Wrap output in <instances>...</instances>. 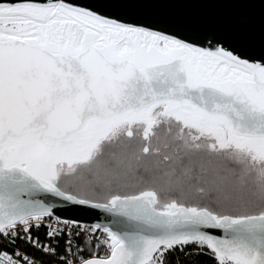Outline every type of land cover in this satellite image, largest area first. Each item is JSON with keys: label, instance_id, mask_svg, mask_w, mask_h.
I'll return each mask as SVG.
<instances>
[{"label": "snow or ice", "instance_id": "snow-or-ice-1", "mask_svg": "<svg viewBox=\"0 0 264 264\" xmlns=\"http://www.w3.org/2000/svg\"><path fill=\"white\" fill-rule=\"evenodd\" d=\"M174 2L0 0V264H264V39Z\"/></svg>", "mask_w": 264, "mask_h": 264}, {"label": "water", "instance_id": "water-1", "mask_svg": "<svg viewBox=\"0 0 264 264\" xmlns=\"http://www.w3.org/2000/svg\"><path fill=\"white\" fill-rule=\"evenodd\" d=\"M162 11L189 20L242 32L257 45L264 39V2L262 0H247L246 3L233 10L221 8L206 0H175Z\"/></svg>", "mask_w": 264, "mask_h": 264}, {"label": "trees", "instance_id": "trees-1", "mask_svg": "<svg viewBox=\"0 0 264 264\" xmlns=\"http://www.w3.org/2000/svg\"><path fill=\"white\" fill-rule=\"evenodd\" d=\"M199 260L201 261V264H210V262L208 261V258L205 256H200Z\"/></svg>", "mask_w": 264, "mask_h": 264}]
</instances>
